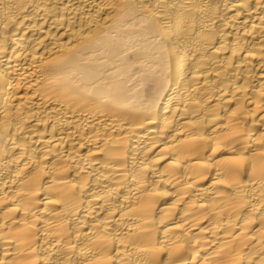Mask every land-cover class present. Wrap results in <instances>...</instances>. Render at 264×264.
Masks as SVG:
<instances>
[{
  "label": "bare ground",
  "instance_id": "bare-ground-1",
  "mask_svg": "<svg viewBox=\"0 0 264 264\" xmlns=\"http://www.w3.org/2000/svg\"><path fill=\"white\" fill-rule=\"evenodd\" d=\"M0 264H264V0H0Z\"/></svg>",
  "mask_w": 264,
  "mask_h": 264
}]
</instances>
